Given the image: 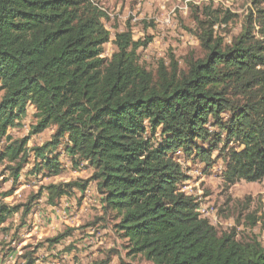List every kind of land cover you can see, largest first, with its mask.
<instances>
[{
  "label": "trees",
  "instance_id": "1",
  "mask_svg": "<svg viewBox=\"0 0 264 264\" xmlns=\"http://www.w3.org/2000/svg\"><path fill=\"white\" fill-rule=\"evenodd\" d=\"M94 1L0 0V142L9 140L0 163H14L18 177L30 137L54 126L51 140L32 148L44 168L62 172L56 151L67 138L68 157L93 173L48 185L50 202L95 181L128 255L153 264H264L257 235L238 239L237 227L221 233L201 217L197 198L180 188L189 176L176 157L182 152L207 169L222 159L226 189L264 182V7L230 43L215 34V19L202 22V55L187 57L184 67L171 55L150 70L139 60L146 42L129 28L116 33L112 57L101 56L112 37ZM30 105L37 110L30 135L12 140L9 129ZM262 201L247 215L252 225L264 217ZM18 209L0 206V216Z\"/></svg>",
  "mask_w": 264,
  "mask_h": 264
},
{
  "label": "rangeland",
  "instance_id": "2",
  "mask_svg": "<svg viewBox=\"0 0 264 264\" xmlns=\"http://www.w3.org/2000/svg\"><path fill=\"white\" fill-rule=\"evenodd\" d=\"M107 13L103 21L111 33V41L105 44L102 57L110 59L117 50L114 38L117 32L131 29L134 40L146 42L138 51L140 62L155 70L160 60L168 61L171 55L185 66L189 56L202 55L201 23L215 19V34L225 42L239 35L247 17L261 5L253 0H95ZM230 15L229 22L223 20ZM259 29L258 26L256 28ZM1 95V92H0ZM36 108L29 106L21 124L11 127L8 134L14 139L30 135L36 122ZM55 127L32 135L28 142L30 149L27 161L18 177H15L9 161L0 163V206L19 209L7 216H0V264H94L109 257L108 264H153L143 255H128V243L118 236L112 216L104 214V204L95 181L86 191L73 188L67 194L50 202L46 187L71 181L87 180L93 169L86 161L68 157L67 138L61 140L56 156L62 163V172L52 174L44 168L42 158L36 157L33 147L42 146L51 140ZM9 140L0 142V151L5 150ZM217 153H214V157ZM189 179L180 183V188L197 197L199 210L207 209L206 217L215 223L222 233L237 227L238 239L257 235L264 245V217L257 225L248 222L247 215L255 211L260 201L264 212V182L242 181L226 189L223 185L222 159L207 169L204 162L188 158L182 152L176 154ZM41 163V168H37ZM39 195L38 197H35ZM33 205L27 216L23 206L31 198ZM250 203L248 211H240ZM22 205V206H21ZM65 209L72 213L66 216ZM261 213V212H260ZM259 213V215H260ZM40 214L41 217H40ZM63 233L68 236L58 243L49 242Z\"/></svg>",
  "mask_w": 264,
  "mask_h": 264
},
{
  "label": "built area",
  "instance_id": "3",
  "mask_svg": "<svg viewBox=\"0 0 264 264\" xmlns=\"http://www.w3.org/2000/svg\"><path fill=\"white\" fill-rule=\"evenodd\" d=\"M200 206V205H199ZM206 213H207V209H205L204 207H201V217H203V218H206ZM72 213L70 212V210L69 209H65V214L64 215H66V216H70ZM41 215L42 214H40V217H41ZM213 216H215V223H212L214 226L217 224V222H218V218H217V215H216V213L215 214H213ZM57 264H58V262H57Z\"/></svg>",
  "mask_w": 264,
  "mask_h": 264
},
{
  "label": "bare ground",
  "instance_id": "4",
  "mask_svg": "<svg viewBox=\"0 0 264 264\" xmlns=\"http://www.w3.org/2000/svg\"><path fill=\"white\" fill-rule=\"evenodd\" d=\"M197 198V197H196Z\"/></svg>",
  "mask_w": 264,
  "mask_h": 264
}]
</instances>
